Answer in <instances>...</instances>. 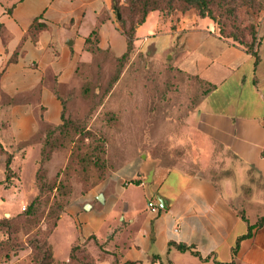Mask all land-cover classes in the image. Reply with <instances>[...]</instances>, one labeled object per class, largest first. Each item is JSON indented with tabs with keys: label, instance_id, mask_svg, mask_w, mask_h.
Instances as JSON below:
<instances>
[{
	"label": "crops",
	"instance_id": "1",
	"mask_svg": "<svg viewBox=\"0 0 264 264\" xmlns=\"http://www.w3.org/2000/svg\"><path fill=\"white\" fill-rule=\"evenodd\" d=\"M114 2L0 0V142L17 167L8 181L0 154V219L19 214L37 195L41 139L62 123L64 89L93 59L86 39L98 30L100 49L114 57L127 51ZM35 20L43 27L32 30ZM259 37L254 55L221 38L208 18L172 23L149 14L137 29L136 50L163 42L158 51L174 66L213 86L196 108L193 128L203 155L216 164L191 172L149 157L129 162L67 208L55 232L68 218L78 236L60 259L53 233L57 260L67 261L78 242L97 253L88 242L95 236L108 252L97 264H264V222L258 224L264 218V16Z\"/></svg>",
	"mask_w": 264,
	"mask_h": 264
},
{
	"label": "rangeland",
	"instance_id": "2",
	"mask_svg": "<svg viewBox=\"0 0 264 264\" xmlns=\"http://www.w3.org/2000/svg\"><path fill=\"white\" fill-rule=\"evenodd\" d=\"M224 4V8L216 10L220 24L208 18L214 22L218 33L223 26L227 34L242 31L247 37L250 27L257 28L264 16V0H226ZM176 8L170 10L166 6L165 16L172 20H181L185 16L201 18L194 8L183 12L178 6ZM160 44V47L164 45L163 42ZM158 47H151L146 52L135 50L132 60L115 83L113 79L118 66L108 51L97 53L90 63L78 67L76 80L66 86L63 93L65 117L74 124L75 130L70 135H55L48 146L45 136L41 139L42 147L47 146L49 152L52 150L47 153L49 160L43 164L49 177L63 173L72 150L81 140L79 129L82 127L91 131L95 140L92 148L82 149L79 162L86 161L92 153V156L104 160L102 169L108 173L96 186L129 162L146 161L147 157L167 167L191 172L215 166L213 161L216 159L204 156L198 147L193 128L194 114L205 87L174 66L172 59L159 52ZM100 145L101 149L97 147ZM80 171L81 174L69 178V195L78 196L69 202L67 208L83 196L80 195V181L89 178L90 173L82 174L81 168ZM137 194V199L142 200L141 193ZM64 200L58 198L60 202ZM64 213L60 214V219ZM20 216H12L9 226L11 244L6 248L9 253L7 264H32V247L35 240L43 239L39 230L45 231L47 227L46 222L26 221ZM77 236L71 220L66 218L51 236L58 258L65 257L70 242ZM90 251L94 252L92 248ZM82 257L79 254V260L73 264H85Z\"/></svg>",
	"mask_w": 264,
	"mask_h": 264
},
{
	"label": "trees",
	"instance_id": "3",
	"mask_svg": "<svg viewBox=\"0 0 264 264\" xmlns=\"http://www.w3.org/2000/svg\"><path fill=\"white\" fill-rule=\"evenodd\" d=\"M115 0L114 2V11L116 15L119 13L121 19L117 17L118 28L124 34L127 40V51L120 57H114L117 62V73L113 79L115 83L125 66L130 63L132 60L133 54L135 53L134 43L136 41V32L137 29L143 25L149 14L152 12H158L165 21H171L172 23L179 22L180 20H172L165 16V12L170 8L177 9L176 6L183 12L190 8L196 9L198 15L201 18H210L220 24L216 10L218 8H224L226 0ZM228 5V4H227ZM166 6L168 9H166ZM43 26L35 20L31 26L32 30L42 28ZM219 36L225 40L232 42L235 45L244 47L247 51L257 55V49L260 43L259 37V26H251L247 37L243 36V32H234L227 34L224 31V27L220 26ZM99 34L98 30H94L91 35L85 41L86 50L90 51L94 59L97 53L108 51L102 50L98 47ZM192 77V76H191ZM196 80L201 82L205 87L204 96H207L212 90L213 86L206 81H203L199 78L194 77ZM1 80V73H0ZM63 112H62V123L58 126H49L46 133L44 134L46 139L47 146L51 144V139L59 134H72L71 132L75 130L74 124L69 122L64 113V99H63ZM74 134V133H73ZM76 134V133H75ZM79 134H82L81 140L78 141V146L72 150V155L70 156L63 173L57 174L55 177H49L47 170L43 167V164L46 160H49L51 153L47 150V146L42 147L40 150V157L38 162L37 171L35 173V185L37 187V195L33 200L26 206V208L19 213L21 216L26 219V221H37V222H46V230L39 232L43 235L42 240H35L33 249V254L31 258L32 264H73L74 261L79 260V254H82L83 257L81 260L85 264H97L98 261L104 258L108 252L104 249L105 243L100 244L95 236L90 237L89 241L94 242V245L97 247V253L90 251V246L87 242L85 243H74L71 246L69 257L67 261L57 260L54 254V249L51 243L49 242V237L55 232L58 223L60 221V214L64 213L69 202L76 198L73 195H69L67 185L69 184V178L74 174H81L80 168L82 169V174H88L89 178L83 179L80 181V195L86 194L88 191L94 188L98 183L105 179L108 175L102 167L105 165L104 160L98 156L87 157V160L84 162H79L81 156V151L84 147L92 148L94 146L93 141L95 140L93 133L87 131L85 127L79 129ZM74 138V136L72 137ZM87 140V143L85 140ZM99 149L100 147L97 146ZM0 154L5 156L6 170H7V179L8 181L17 176V167L14 165V153L8 152L4 149L2 143L0 142ZM88 176V175H86ZM136 184H140V181H135ZM70 190V189H69ZM64 198V202L58 201V198ZM67 210V209H66ZM12 218V217H11ZM1 218L0 219V261H3L7 264V258L9 256L6 248H9L11 244L9 226L13 221V218ZM264 222V218L260 220L258 224ZM177 248L180 251H187L188 247L184 245H177ZM86 249V250H85ZM90 255H86V253ZM85 253V254H84ZM114 264V263H113ZM130 264V263H125Z\"/></svg>",
	"mask_w": 264,
	"mask_h": 264
},
{
	"label": "water",
	"instance_id": "4",
	"mask_svg": "<svg viewBox=\"0 0 264 264\" xmlns=\"http://www.w3.org/2000/svg\"><path fill=\"white\" fill-rule=\"evenodd\" d=\"M117 17H118L119 20L121 19V16H120L119 13L117 14ZM103 199H104V198H103V195L100 194V195H99V201H103ZM157 199H158V206L161 207V208H165V206H164V204H163V202H162V199H160L159 197H158ZM87 207H89V206H87Z\"/></svg>",
	"mask_w": 264,
	"mask_h": 264
},
{
	"label": "built area",
	"instance_id": "5",
	"mask_svg": "<svg viewBox=\"0 0 264 264\" xmlns=\"http://www.w3.org/2000/svg\"><path fill=\"white\" fill-rule=\"evenodd\" d=\"M148 206L152 212H158V207L153 201H150Z\"/></svg>",
	"mask_w": 264,
	"mask_h": 264
}]
</instances>
